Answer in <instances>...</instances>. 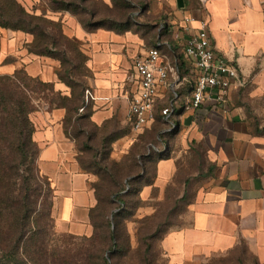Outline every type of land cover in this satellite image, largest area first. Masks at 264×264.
<instances>
[{
    "label": "crops",
    "instance_id": "1",
    "mask_svg": "<svg viewBox=\"0 0 264 264\" xmlns=\"http://www.w3.org/2000/svg\"><path fill=\"white\" fill-rule=\"evenodd\" d=\"M24 4L33 0H21ZM110 7L111 0H102ZM134 20L138 31L120 33L99 28L87 31L70 12H57L63 33L80 44L91 72L90 120L115 125L121 133L129 122V107L137 91L134 61L159 45L162 59L174 67L168 84L159 87L155 118L165 126L157 143L145 148L153 172L138 197V218L167 216L173 201L183 209L180 223L164 229L162 246L171 264H188L212 255L242 251L264 264V0H139ZM192 17L190 31L185 19ZM201 21L217 53L238 70L225 100L217 91L192 108L196 81L186 58V40ZM0 27V74L24 69L33 78L53 83L70 95L59 78V60L32 54L23 46L30 37ZM69 91V92H68ZM86 92V91H85ZM169 108L168 115L163 110ZM67 109L50 108L34 116V140L40 147L39 169L55 191L58 233L90 237L91 212L98 204V175L84 169L85 151L65 129ZM149 124L147 129L156 125ZM154 127V126H153ZM143 132V131H142ZM141 132V133H142ZM121 134L111 144L110 160L120 162L141 142V136ZM166 149V156L161 151ZM165 151V150H164ZM152 160V162L150 161ZM174 193H177L174 195ZM168 209V210H167Z\"/></svg>",
    "mask_w": 264,
    "mask_h": 264
},
{
    "label": "trees",
    "instance_id": "2",
    "mask_svg": "<svg viewBox=\"0 0 264 264\" xmlns=\"http://www.w3.org/2000/svg\"><path fill=\"white\" fill-rule=\"evenodd\" d=\"M86 1L91 3L101 1L110 10L117 12V16H99L97 11L89 9L87 6L80 8L79 6L85 4ZM111 1L112 6L110 7L102 0H80L79 5L75 8H72V3L61 1L63 6L55 8L53 11L70 12L78 18L87 31H95L99 28L120 33L130 30L138 31L140 29L139 25L134 20V12L137 10L136 4L132 0ZM60 24L62 25L61 20L48 19L45 14L37 15L29 12L19 0H0V27L32 34L34 41L28 47L30 53L52 57L60 61L61 67L57 71L58 76L70 87L71 91L70 95H64L59 92L60 102L52 101L51 107H64L67 109L64 122L66 132L70 133L67 125L72 120L76 122L81 118H87L97 131L103 132L98 147L90 144L89 141L92 136L87 141L80 142L78 136L70 134L76 138L81 150L85 151V153L92 151L90 158L82 155L80 161L84 169L98 175V181L94 184L98 204L91 212L95 231L90 237L95 238L98 233L103 234L107 241V250L111 251L116 248L114 252H117V249L122 247L123 232L128 235L127 221L129 217L135 215L136 209L142 203L138 194L145 182L149 181L148 178L143 180L144 175H142V172H150V165H147V160L151 155L146 154L147 143L141 138V142L137 143L136 148L123 160L120 162L110 160L112 142L122 136L121 134H128V132L123 130L121 133H116L115 131L110 133V125L115 126L111 122L102 127L95 125L90 120L91 103L85 106V113L79 112L80 108L85 104L84 95L87 86L74 81L72 67L65 68L66 62H70V57L66 49L60 48L61 43L58 39L64 38L71 44L76 43L77 46L79 42L66 36L63 31L59 38L48 32V26L58 28ZM78 51L79 55L88 60V57L81 51L80 47H78ZM21 70L24 69L17 70L14 74H6L0 77V261L3 258H9L20 262V257H23L27 260V264H31V262L46 264L44 259L48 249L44 248V244L39 243L36 238L37 231L34 230L30 221V210L34 208L30 178L23 183L22 192L17 193L15 189L17 186L16 179H14L15 174H17L15 170L16 151L21 148L20 141L14 139L20 137L13 135L16 131L14 128L16 126L15 119L18 118L20 120L19 116L24 112L26 117L27 113L24 106L28 101V96L23 89L25 88L22 84L23 82L19 79ZM28 77L33 78L29 75ZM42 82L46 85H54L50 82ZM77 102L79 103L77 104ZM154 121H156V125H154L153 131L157 134L164 128L165 122L160 118H155ZM20 128L23 130L21 126ZM34 142L36 141L34 140ZM166 151L165 149L160 156L165 157ZM18 154L23 155L24 151H20ZM150 161L152 162V160ZM124 179H126L125 182ZM131 195H136L137 205L135 203L132 204L129 199ZM174 205L175 207H180L178 201H173L168 215H162L163 219H157L158 216L151 217L158 224L153 236L160 232L163 239L164 229L173 223ZM151 246V243L147 242L146 247L150 248ZM244 254L246 257L251 256ZM104 264L109 263L104 260ZM256 264H258L257 260Z\"/></svg>",
    "mask_w": 264,
    "mask_h": 264
},
{
    "label": "rangeland",
    "instance_id": "3",
    "mask_svg": "<svg viewBox=\"0 0 264 264\" xmlns=\"http://www.w3.org/2000/svg\"><path fill=\"white\" fill-rule=\"evenodd\" d=\"M23 6L31 13L37 15L45 14L48 19H53L57 12L53 10L55 8L63 6L61 1L72 3V8L79 5L80 0H33L32 3L24 4L19 0ZM136 3L139 0H132ZM87 6L89 9L97 11L99 16H117V12L110 10L103 2L91 3L86 1L85 4H81L79 7ZM68 12V11H67ZM72 12V11H71ZM62 25L60 27L48 26V32L59 38L62 34ZM26 33V32H23ZM30 39L27 42L25 39L23 46L28 49L34 36L30 33ZM60 40V48L66 49L70 62L65 65V68H73V79L75 82H79L88 87V80L91 76V72L87 67V60L85 57L79 55L78 46L76 43H69L66 39ZM33 54V53H32ZM36 55V54H35ZM4 74H0V77ZM19 79L22 80L23 88L28 96V101L24 106L26 111L19 116V119H15L16 131L13 135H18L20 138H14L20 141V150H17V156L15 159V170L17 186L16 192H22L23 183L30 178L32 182L33 190V205L34 208L30 210V221L34 230L37 231L36 238L39 243L44 244V248L48 249L45 257L46 264H104V260L109 264H171V260L166 256L164 248L162 246V234L157 232L156 236H153L155 229L158 228L157 221L152 220L151 217L138 218L136 215L129 217L127 221V234L123 232L122 247L117 249V252L113 250H107V241L104 235L98 233L94 237H81L73 236L70 234L58 233L55 229V217H56V205H55V191L49 180L39 170V154L40 147L34 142V132L36 129L34 116L38 112L48 111L51 107V103L60 102V93L56 90L52 84H45L38 78L33 79L28 77L24 70H21ZM27 85V86H26ZM70 89V87L68 86ZM78 89V88H77ZM71 91V89L69 90ZM68 91V92H69ZM79 102H77L78 104ZM54 106V105H53ZM74 106V105H73ZM80 113H85L81 111ZM156 123V122H155ZM20 126L23 130H21ZM153 126L150 129H145L141 134V138L148 144H156L157 136L153 131ZM111 128L115 126H111ZM13 129V127H11ZM67 129L74 136H78L80 142L87 141L89 137L92 139L89 141L93 146H99L103 132L97 131L89 122L87 118H81L78 121H71L67 125ZM124 130L128 134L139 135L132 131L129 122L125 123ZM32 140V141H31ZM20 151H24L23 155H19ZM92 151H87L85 156L91 157ZM154 165H150V171L153 172ZM126 179H124V182ZM20 190V191H19ZM177 193H174L176 195ZM132 204L136 203V195H131L129 198ZM174 217L172 218V225L177 226L181 219L179 214L183 212L180 207L174 205ZM168 210V209H167ZM164 217L158 216L157 219H163ZM147 242L151 243V247L147 248ZM106 249V250H105ZM33 250V249H32ZM29 252V250L27 249ZM22 252V251H21ZM22 258V259H21ZM104 259V260H103ZM27 260L20 257V262L10 260L9 258H3L0 264H27ZM31 264H35L31 262ZM179 264V263H178ZM188 264H256V260L253 256H245L242 251L234 252L226 255H212L204 257L201 260Z\"/></svg>",
    "mask_w": 264,
    "mask_h": 264
},
{
    "label": "built area",
    "instance_id": "4",
    "mask_svg": "<svg viewBox=\"0 0 264 264\" xmlns=\"http://www.w3.org/2000/svg\"><path fill=\"white\" fill-rule=\"evenodd\" d=\"M192 20V17L185 19V31H190ZM159 45L160 43L134 61L138 86L131 99L128 116L131 129L135 133H141L155 120V103L159 87L167 85L169 75L175 72L174 67L162 59ZM184 53L193 65L196 75L191 91L192 108L200 107L206 96L214 90L218 93V99L225 100L238 78V70L215 50L207 21H201L200 27L189 35ZM92 99V92L86 90V102ZM169 112V108L163 110L164 115H168Z\"/></svg>",
    "mask_w": 264,
    "mask_h": 264
}]
</instances>
